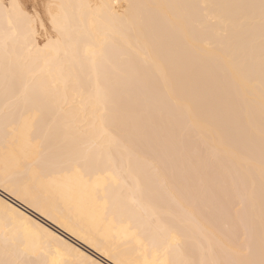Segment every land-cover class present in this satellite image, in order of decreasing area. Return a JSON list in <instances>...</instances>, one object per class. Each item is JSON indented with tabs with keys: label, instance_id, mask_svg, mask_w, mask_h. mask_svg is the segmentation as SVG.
<instances>
[{
	"label": "bare ground",
	"instance_id": "6f19581e",
	"mask_svg": "<svg viewBox=\"0 0 264 264\" xmlns=\"http://www.w3.org/2000/svg\"><path fill=\"white\" fill-rule=\"evenodd\" d=\"M25 1L39 5L45 21L46 4L111 7L74 10L80 28L101 37L82 43L75 57L42 51L53 38L50 23L37 22L25 40L6 35L0 20V260L258 261L264 246L260 0ZM6 77L15 78V92L5 91ZM98 84L109 91L110 105L139 126L137 143L149 146L134 160L123 192L109 195L106 211L103 199L74 185L62 163L70 149L98 134ZM36 97L46 102L39 125L48 163L43 188L7 155H25L24 138L9 148L4 135L6 115L34 112Z\"/></svg>",
	"mask_w": 264,
	"mask_h": 264
},
{
	"label": "snow or ice",
	"instance_id": "6c2138e0",
	"mask_svg": "<svg viewBox=\"0 0 264 264\" xmlns=\"http://www.w3.org/2000/svg\"><path fill=\"white\" fill-rule=\"evenodd\" d=\"M39 5L29 8L21 0H0V20L4 22L5 34L14 37H23L30 40L34 35L37 22L43 27L50 23L52 39L45 45L44 50H64L65 54L75 57L82 43L90 38L97 41L99 35L91 37L80 28L81 17L75 14V9L88 8L102 10L109 5H72V4H46L47 21L41 20V13L37 11ZM247 7L255 8L256 5ZM260 25H261V68L264 75V0H260ZM69 9L73 12L69 13ZM102 14V12H101ZM89 51H92L90 48ZM101 53L103 49L99 50ZM83 87V85H82ZM4 88L6 92H15L17 83L15 78H5ZM98 105L96 108V125L98 134L87 146L70 149L63 157L64 174L73 179L77 188L85 189L93 199H103L106 211L107 200L110 194L123 192L126 186V176L133 171L134 160H138L142 153L149 150V146L137 143V137L141 134L138 125L130 121L124 110L116 104L109 103L110 94L107 89L97 85ZM35 106L34 112L21 111L6 115L4 125L5 140L11 148L17 136L24 138L28 152L23 156L8 152L12 162L18 171L30 173V178L43 188L47 175L48 163L44 159L45 133L40 122L46 115V102L36 97L32 100ZM264 115V111H262ZM118 235V233H117ZM175 240V236L172 237ZM8 241L6 239V245ZM0 264H33L31 261L0 260ZM117 264L124 262L117 261ZM136 264V262H128ZM144 264H155L145 260ZM160 264H264V246H262L261 258L245 262L239 261H207V260H179L162 261Z\"/></svg>",
	"mask_w": 264,
	"mask_h": 264
},
{
	"label": "rangeland",
	"instance_id": "374dc122",
	"mask_svg": "<svg viewBox=\"0 0 264 264\" xmlns=\"http://www.w3.org/2000/svg\"><path fill=\"white\" fill-rule=\"evenodd\" d=\"M26 2H27L26 6H28L29 8L32 7L33 4L31 3V1H25V3ZM39 9H40V6H39Z\"/></svg>",
	"mask_w": 264,
	"mask_h": 264
}]
</instances>
